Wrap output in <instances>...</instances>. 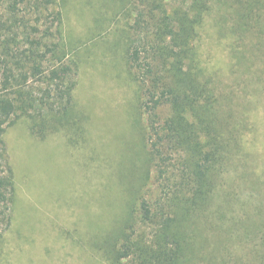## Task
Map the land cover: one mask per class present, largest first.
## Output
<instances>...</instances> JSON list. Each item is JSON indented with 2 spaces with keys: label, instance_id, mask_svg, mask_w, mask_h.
Listing matches in <instances>:
<instances>
[{
  "label": "rangeland",
  "instance_id": "374dc122",
  "mask_svg": "<svg viewBox=\"0 0 264 264\" xmlns=\"http://www.w3.org/2000/svg\"><path fill=\"white\" fill-rule=\"evenodd\" d=\"M56 1L62 24L54 28V40L78 64L73 111L67 126L44 140L32 133L26 118L7 129L16 202L10 223L0 228V264H112L106 243L119 245L127 217L138 216L143 200L161 194L141 107L144 91L127 57L142 1ZM166 2L169 8L176 5ZM220 17L213 11L201 30L198 67L224 110H234L236 121H230L227 135L231 130L238 137L245 160L226 168L208 210L187 224L199 251L193 264H210L219 246L223 233L210 212L225 208L226 192L248 194L264 179V47L260 59L247 53L248 63L239 64ZM249 36L241 49L247 50ZM170 113L169 106L161 110L164 119ZM188 118L195 121L192 114ZM233 247L249 250L243 242Z\"/></svg>",
  "mask_w": 264,
  "mask_h": 264
},
{
  "label": "trees",
  "instance_id": "16d2710c",
  "mask_svg": "<svg viewBox=\"0 0 264 264\" xmlns=\"http://www.w3.org/2000/svg\"><path fill=\"white\" fill-rule=\"evenodd\" d=\"M141 1L127 57L144 91L141 107L148 119L161 194L154 201L143 200L138 216L127 217L117 237L120 246L106 243L107 257L112 264H193L199 251L192 242L196 236L191 242L188 238L187 224L208 210L226 168L245 160L238 137L231 130L227 135L235 112L224 110L211 80L202 77L197 42L207 17L217 11L232 39L236 61L245 65L250 57L260 59L264 0H174L173 8L166 0ZM61 17L56 0H0V228L4 230L16 202L7 129L26 118L32 133L44 140L67 126L73 111L78 64L54 40ZM248 36L250 45L241 49ZM165 106L171 113L164 119ZM236 157L240 160L234 165ZM262 180L254 182L256 190L251 187L248 194L235 196L230 188L225 208L210 212L223 233L210 264H264ZM238 242L249 244L248 252H235Z\"/></svg>",
  "mask_w": 264,
  "mask_h": 264
}]
</instances>
